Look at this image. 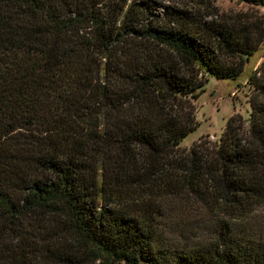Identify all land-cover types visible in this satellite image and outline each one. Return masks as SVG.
<instances>
[{
  "label": "trees",
  "instance_id": "16d2710c",
  "mask_svg": "<svg viewBox=\"0 0 264 264\" xmlns=\"http://www.w3.org/2000/svg\"><path fill=\"white\" fill-rule=\"evenodd\" d=\"M185 1L0 0V264H264V59L250 115L180 149L264 15Z\"/></svg>",
  "mask_w": 264,
  "mask_h": 264
},
{
  "label": "rangeland",
  "instance_id": "374dc122",
  "mask_svg": "<svg viewBox=\"0 0 264 264\" xmlns=\"http://www.w3.org/2000/svg\"><path fill=\"white\" fill-rule=\"evenodd\" d=\"M162 1L172 5H181L186 2L185 0ZM213 2L220 12L253 11L264 15V5H255V3L241 0H214ZM263 59L264 44L261 49L251 54L245 61L244 69L238 77L219 78L217 75L208 76L205 89L201 95L191 98L195 109L197 127L182 139L180 142L181 151H189L197 140L210 145L218 143L232 114H241L244 118L250 115L251 103L249 97L251 86L247 80L253 69ZM187 208L189 207L187 206ZM189 212L193 217L201 215L199 211L193 208Z\"/></svg>",
  "mask_w": 264,
  "mask_h": 264
}]
</instances>
